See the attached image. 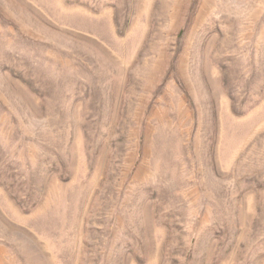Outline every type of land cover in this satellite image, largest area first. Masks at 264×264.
Masks as SVG:
<instances>
[{
    "label": "rangeland",
    "instance_id": "374dc122",
    "mask_svg": "<svg viewBox=\"0 0 264 264\" xmlns=\"http://www.w3.org/2000/svg\"><path fill=\"white\" fill-rule=\"evenodd\" d=\"M0 264H264V0H0Z\"/></svg>",
    "mask_w": 264,
    "mask_h": 264
}]
</instances>
